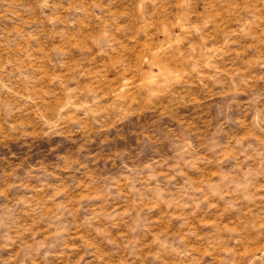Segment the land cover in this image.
I'll return each mask as SVG.
<instances>
[{"label":"rangeland","instance_id":"obj_1","mask_svg":"<svg viewBox=\"0 0 264 264\" xmlns=\"http://www.w3.org/2000/svg\"><path fill=\"white\" fill-rule=\"evenodd\" d=\"M0 264H264V0H0Z\"/></svg>","mask_w":264,"mask_h":264}]
</instances>
